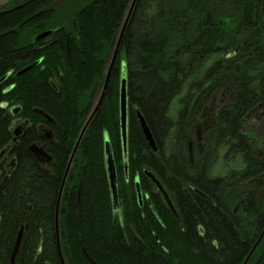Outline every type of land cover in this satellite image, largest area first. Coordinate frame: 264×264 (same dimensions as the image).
I'll return each mask as SVG.
<instances>
[{"label": "trees", "instance_id": "trees-1", "mask_svg": "<svg viewBox=\"0 0 264 264\" xmlns=\"http://www.w3.org/2000/svg\"><path fill=\"white\" fill-rule=\"evenodd\" d=\"M129 3L94 0L80 8L82 39L71 45L101 50H51L56 69L66 73V91L55 94L44 84L29 91L56 118L58 143L50 167L20 147L16 166L0 179V264H64L56 232L60 187ZM15 11L0 14V29L17 24L16 34L31 25L32 19L20 24L27 16L14 20ZM11 42L0 41V79L27 57L9 50ZM124 68L128 180L119 119ZM1 88L0 150L12 138L13 117L3 105L17 101V89L4 94ZM139 112L156 152L142 135ZM106 134L119 175L121 222L112 213ZM219 159L225 173L217 175ZM72 165L82 182L79 201L76 183L67 182L64 196H70L59 205L66 264H93L86 253L99 264H242L264 230V0H137L102 106ZM142 169L158 179L176 214ZM138 172L156 214L138 203ZM248 264H264V237Z\"/></svg>", "mask_w": 264, "mask_h": 264}, {"label": "flooded vegetation", "instance_id": "flooded-vegetation-1", "mask_svg": "<svg viewBox=\"0 0 264 264\" xmlns=\"http://www.w3.org/2000/svg\"><path fill=\"white\" fill-rule=\"evenodd\" d=\"M29 1L30 0H10L0 5V12L5 13L14 9H19L27 5ZM57 1L61 4L57 7H53L54 1L49 0L46 5L47 8L43 9V5L41 8H36L35 14L27 16L22 22L23 24L32 19V21H30L31 25L26 30L16 33L15 37L11 39L12 42L9 50H24L19 53L27 54V57L21 58V63L24 62V64L9 70L4 76L9 72L10 75L0 84L2 85L1 91L4 94H8L13 89H17L16 103L10 106L9 102L5 100L3 105V107L9 109L13 117V122L11 124L12 138L10 142L0 150V179L6 178V175L16 166L20 152L18 149L20 147L23 148V151L28 155L41 162L45 167H50L54 162L55 158L52 152L55 145L58 143V122L52 114L41 107V104L34 99L33 95L30 96L29 94V91H32V86L38 84L48 86L55 94H59L61 88L65 91L67 89L68 80L66 73L63 70L56 69L57 67L54 65V61L50 58V51L101 50L100 47H72L71 42L75 39H79V41L82 39L78 30L77 16H75L74 11L67 12L66 5L68 7L70 1L66 3L64 0ZM31 10L33 11V7H31ZM121 28L122 26L120 27V31ZM63 63L64 67H67V60H64ZM28 67L30 68L25 70ZM13 77L14 81L10 82V79ZM14 107L15 110L17 108L16 113L13 112ZM76 154L77 153H75V156ZM71 155L67 166L69 165ZM48 170L50 171L51 169L49 168ZM137 174L138 175L134 179V184L137 186L136 181L139 179L138 186H141V174ZM155 189H158L157 185H155ZM142 193L141 206L146 203L149 204V199L147 197L148 191Z\"/></svg>", "mask_w": 264, "mask_h": 264}, {"label": "water", "instance_id": "water-1", "mask_svg": "<svg viewBox=\"0 0 264 264\" xmlns=\"http://www.w3.org/2000/svg\"><path fill=\"white\" fill-rule=\"evenodd\" d=\"M10 0H0V5L5 4L7 2H9ZM137 0H132L130 3V7L128 9V12L126 14V17L124 19L121 31L119 33L118 36V40L116 42L114 51L112 53L109 65L106 69V79L104 82V86L103 89L101 91V95L99 97V100L97 101V104L94 106L91 114L89 115L88 119L86 120L80 135L77 139V142L75 144L74 150L72 152L71 158H70V162H69V167L73 161V158L75 156V153L88 129V127L90 126L91 122L93 121L94 117L96 116L99 107L103 101V98L105 96V92H106V88L108 85V81L110 79V75L117 57V54L119 52V48H120V44L123 38V34L125 31V28L130 20V17L132 15V12L134 10L135 4H136ZM2 13V12H0ZM30 67L26 68L25 70L29 69ZM10 75V72L4 76L3 78L0 79V84ZM128 94H127V75H126V70L125 68L123 69L122 75H121V81H120V92H119V107H120V130H121V135H122V142H123V151H124V155H125V167H127V162H126V158H127V127H128V115H127V109H128ZM17 108L15 110V107L13 108V112L16 113ZM138 118H139V122H140V128L141 131L144 135V138L146 140V142L149 144V146L151 147V149L153 151H157L158 147L155 141V138L153 136V133L146 121V119L144 118V116H142L140 113L138 114ZM105 163H106V170H107V175H108V180H109V186H110V192H111V200H112V205L114 208H119L120 207V197H119V185H118V172H117V167H116V162L114 160V156H113V150H112V146L110 144L109 138L106 137L105 138ZM68 167V169H69ZM67 169V171H68ZM146 173L148 174V176L152 179V181L157 185L158 189L160 190V192L163 194L168 206L170 207V209L176 213V209L173 206V203L171 201L170 196L168 195V193L166 192V190L164 189V187L161 185V183L158 181V179L150 172L146 170ZM63 181V184L65 182ZM137 186L139 184V179L136 181ZM139 201H141V194L139 193ZM59 218V202H58V206H57V211H56V221ZM56 232L58 234L59 232V227L58 224L56 222ZM264 236V231L261 234L260 238L258 239V241L256 242V244L254 245V247L252 248V250L250 251V253L248 254V256L245 258L243 264H248L250 258L252 257L254 251L256 250L258 244L260 243V241L262 240ZM21 236H19L18 238V242H17V246L20 242ZM60 251V250H59ZM61 252V251H60Z\"/></svg>", "mask_w": 264, "mask_h": 264}, {"label": "bare ground", "instance_id": "bare-ground-1", "mask_svg": "<svg viewBox=\"0 0 264 264\" xmlns=\"http://www.w3.org/2000/svg\"><path fill=\"white\" fill-rule=\"evenodd\" d=\"M54 2H53V7H57V6H59V5H61L60 3H58L59 1H57V0H53ZM55 1H57V2H55ZM65 1V3L66 2H68V1H70V5L67 7V5H66V8H67V12L69 13V12H72V11H74L75 12V14L77 13V11L80 9V8H84V7H86L87 5H90L94 0H64ZM131 1L132 0H130V3H131ZM79 5H78V4ZM130 3H129V7H130ZM77 5V6H76ZM65 8V9H66ZM65 9H64V11H65ZM1 14H3V13H1ZM64 15H65V13H64ZM20 24H22V22L20 23ZM21 26V25H20ZM57 31H58V29H57ZM106 73V72H105ZM105 79H106V74H105ZM105 82V81H104ZM103 86H104V83H103ZM103 86H102V89H103ZM107 87H108V85H107ZM102 89L100 88V89H98V93H97V95L95 94V99L93 100V102H92V106H91V109H90V112L88 113V115H87V118H86V120L88 119V117H89V115L91 114V112H92V110H93V108H94V106L97 104V101L99 100V97H100V95H101V91H102ZM101 90V91H100ZM106 90H107V88H106ZM119 92H120V87H119ZM106 93V92H105ZM128 94V93H127ZM104 98H105V96H104ZM103 98V99H104ZM128 99V98H127ZM102 103H103V101H102ZM102 103H101V105H100V107H99V110H100V108H101V106H102ZM99 110H98V112H99ZM97 112V113H98ZM174 112V111H173ZM119 113H120V107H119ZM140 113V112H139ZM138 113V114H139ZM141 114V113H140ZM127 115H129V108L127 109ZM142 115V114H141ZM174 115H176V112H174ZM143 116V115H142ZM119 119H120V115H119ZM142 135H143V133H142ZM120 136H121V144H122V149H123V142H122V135H121V130H120ZM144 136V135H143ZM106 137H108L109 138V136L106 134V136H105V138ZM128 140H129V123H128V127H127V158H126V162H127V167H125V155H124V151H123V157H124V160H123V166H124V171H125V176H126V180H128L129 179V173H128ZM109 141H110V138H109ZM156 141V140H155ZM110 144H111V141H110ZM148 144V143H147ZM156 144H157V142H156ZM149 145V144H148ZM111 146H112V144H111ZM150 147V146H149ZM150 149H151V147H150ZM113 150V149H112ZM152 150V149H151ZM158 150V149H157ZM77 151H78V149H77ZM77 151H76V153H77ZM153 151V150H152ZM153 152H156V151H153ZM104 153H105V145H104ZM113 156H114V154H113ZM114 160H115V158H114ZM116 162V161H115ZM106 164V163H105ZM68 167H69V165L68 166H66V168H65V171H64V176H63V178H66L65 179V182H64V184H63V181L64 180H62V183H61V187H60V192H59V198H58V202H59V204L61 203V201H62V199L64 198H67V197H69L70 196V194L68 193V192H66L65 193V196H64V191H65V186H66V183L67 182H71V183H76V176H75V169L73 168V165H70V167H69V169H68ZM116 167H117V164H116ZM67 169H68V171H67ZM143 171H144V173L145 174H147L146 173V170H144V169H142ZM117 172H118V170H117ZM139 174H140V172H138ZM138 175V174H137ZM136 175V176H137ZM147 176H148V174H147ZM81 180H79V182L78 183H76V185H77V189H78V201H79V198H80V195H79V193H80V190H81ZM152 184H151V188H153V189H155V183L154 182H151ZM155 184V185H154ZM75 185V184H74ZM118 185H119V175H118ZM136 190H137V198L139 199V193L141 194V197L143 196V191L141 190V188H140V186H136ZM148 199L150 200L151 199V193L148 191ZM138 203L139 204H142L141 203V201H138ZM167 203V202H166ZM167 206H168V204H167ZM149 207L152 209V211L154 212V214H156V210H155V208H154V206H153V204H150L149 203ZM168 208H170L169 206H168ZM112 213H113V216L114 217H117L118 219H120V222L123 220V213H124V209L121 207V204H120V207L119 208H114L113 207V205H112ZM173 214H176V213H174L173 212ZM57 222V224H58V227H59V218H58V220L56 221ZM22 231H23V228L20 230V234H19V236H21L22 237ZM264 231V230H263ZM263 233V232H262ZM19 236H18V238H19ZM264 237V236H263ZM57 239H58V248H59V250L61 251H59V254H60V257H61V260L64 262V264H66V259H65V256H64V254H63V252H62V248H61V242H60V233L58 232V234H57ZM20 241H21V239H20ZM17 242H18V239H17ZM20 243V242H19ZM19 245V244H18ZM254 247V246H253ZM17 248H18V246H17V243H16V250H17ZM16 250H15V252H16ZM86 256H87V258L93 263V264H99L96 260H94L92 257H91V255L90 254H88V253H86ZM248 256V255H247ZM244 262V261H243ZM243 264V263H242Z\"/></svg>", "mask_w": 264, "mask_h": 264}, {"label": "rangeland", "instance_id": "rangeland-1", "mask_svg": "<svg viewBox=\"0 0 264 264\" xmlns=\"http://www.w3.org/2000/svg\"><path fill=\"white\" fill-rule=\"evenodd\" d=\"M48 1L49 0H30L27 5L19 8V9H16V11L14 13L17 12L16 13L17 17L14 20H17L19 16L22 18L25 16H31V15L35 14L36 8H41L42 5H43V7H42L43 9L47 8L46 5L48 4ZM31 7H33V11L31 10ZM127 12H128V10H127ZM127 12H126V14H127ZM14 20H12V21H14ZM1 27L2 28L0 29L1 30L0 31V41L3 40V42H4L5 40L13 39L15 37L14 31L18 27L17 24L14 25L13 27L10 26L9 28H7L5 24L2 25ZM258 130L261 131V128H259ZM213 173L217 174V175L225 173V168H224V165L221 163V159H219L218 163L214 167Z\"/></svg>", "mask_w": 264, "mask_h": 264}]
</instances>
